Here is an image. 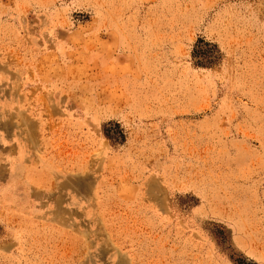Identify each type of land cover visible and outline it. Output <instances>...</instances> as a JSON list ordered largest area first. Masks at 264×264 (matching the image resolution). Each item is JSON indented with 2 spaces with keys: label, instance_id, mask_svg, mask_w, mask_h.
Returning a JSON list of instances; mask_svg holds the SVG:
<instances>
[{
  "label": "rangeland",
  "instance_id": "374dc122",
  "mask_svg": "<svg viewBox=\"0 0 264 264\" xmlns=\"http://www.w3.org/2000/svg\"><path fill=\"white\" fill-rule=\"evenodd\" d=\"M0 264H264V0H0Z\"/></svg>",
  "mask_w": 264,
  "mask_h": 264
},
{
  "label": "trees",
  "instance_id": "16d2710c",
  "mask_svg": "<svg viewBox=\"0 0 264 264\" xmlns=\"http://www.w3.org/2000/svg\"><path fill=\"white\" fill-rule=\"evenodd\" d=\"M197 54H199V57H201V56H202V55H200V54H202V53H200V52H199V53L197 52Z\"/></svg>",
  "mask_w": 264,
  "mask_h": 264
}]
</instances>
